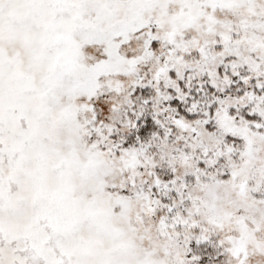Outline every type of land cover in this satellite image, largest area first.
<instances>
[{
  "label": "snow or ice",
  "instance_id": "6c2138e0",
  "mask_svg": "<svg viewBox=\"0 0 264 264\" xmlns=\"http://www.w3.org/2000/svg\"><path fill=\"white\" fill-rule=\"evenodd\" d=\"M0 264H264V0H0Z\"/></svg>",
  "mask_w": 264,
  "mask_h": 264
}]
</instances>
